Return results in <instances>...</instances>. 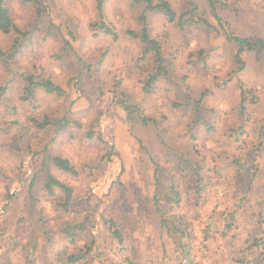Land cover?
Segmentation results:
<instances>
[{"label": "rangeland", "instance_id": "obj_1", "mask_svg": "<svg viewBox=\"0 0 264 264\" xmlns=\"http://www.w3.org/2000/svg\"><path fill=\"white\" fill-rule=\"evenodd\" d=\"M40 1L38 16L31 1L7 0L30 41L22 42L13 70L0 59V86L9 87L0 100L3 258L26 264L22 244L35 231V264H52L56 252L68 243L60 232L65 223L84 225L78 250L95 241L98 253L87 259L91 262L95 256L97 264H128L125 256L141 264H178V246L188 239L195 264H237L243 256L250 258L246 240L261 236L259 222L264 221V0H169L178 13L193 12L196 21L205 19L210 27L198 22L181 29L163 13L150 14L151 33L163 42L169 71L152 95L144 92L142 83L153 71V58L140 61L144 46L128 35L141 31L143 5L107 0L106 17L118 35L113 39L92 29L99 19L96 0ZM228 33L260 45L246 50L242 72L234 61L238 46L228 40ZM14 39V34L0 33L5 51L12 49ZM202 51L209 56L206 69L189 62L191 53ZM35 68L60 85L65 95L39 92L35 106L22 104L25 83L11 70ZM239 78L257 97L246 104L250 137L241 147L232 139L243 122ZM204 91L209 93L204 96ZM139 111L157 120L158 127L144 125ZM31 116L48 117L51 125L45 131L30 128ZM65 119L82 128L66 127ZM89 129L101 133L105 141L88 140L84 132ZM197 145L209 155L203 170L206 202L200 207L201 197L181 184L183 202L168 206L164 196L171 173L181 170L182 156L195 157ZM53 156L69 159L80 175L52 169ZM242 156L258 164L252 173L232 165ZM49 172L72 188L66 212L59 206L60 193L53 197L45 193ZM228 213L235 214L233 219ZM222 214L234 227L225 236L220 234ZM163 216L170 222L165 227ZM172 216L186 220L189 236L175 231L168 219ZM104 218L116 221L133 251L119 253L103 227ZM208 224L212 231L206 230ZM239 246L242 253L237 252Z\"/></svg>", "mask_w": 264, "mask_h": 264}, {"label": "trees", "instance_id": "obj_2", "mask_svg": "<svg viewBox=\"0 0 264 264\" xmlns=\"http://www.w3.org/2000/svg\"><path fill=\"white\" fill-rule=\"evenodd\" d=\"M31 1L34 6L38 10V16L41 15L40 11V0H28ZM134 5H143L144 10L139 17V21L141 23V31H128V35L133 39H138L142 45L144 46L143 51L139 57L140 61L146 62L149 56L153 58L154 67L153 71L150 72L147 76L145 81L142 83L143 90L147 94H154L158 90V86L160 82H163L167 76H169V71L166 66V59L163 55V42L160 40L159 37H153L151 33V26L149 23V15L152 13H163L170 23L176 24L181 29L185 28L187 25H192L198 22L203 23L205 26L210 27V24L205 19H199L196 21L193 12L190 14L187 13H178L172 6L169 0H131ZM106 3L107 0H96V11L98 14V22L92 25V29L96 33L105 34L107 36H111L113 39H117L118 35L114 27L110 25L108 19L106 17ZM210 3H213V0H210ZM215 17L218 20L220 26L223 28L225 27L222 20L216 15ZM0 33L8 36L11 34L15 35V39L12 45V49L10 51H5L0 43V59L3 60L4 63L8 65L10 69H14L12 67V62L16 59V54L22 44V42L30 41V33L27 31H23L19 26L16 24L12 13L7 5V0H0ZM228 40L235 43L238 48L237 52L234 56V61L236 65H238V71L242 72L245 67L244 61V54L246 50H253L255 48L260 47V45L252 40L238 38L231 33L227 35ZM208 54L205 52H198V53H191L189 55V62L192 65H198L202 69H206L208 65ZM15 73L16 76H19L20 79L25 83L23 88L22 94L19 97V101L22 104H27L30 106H35L38 101L39 92H43L46 95H55L62 97L65 95V90L51 79L42 77L38 72H36V68L33 69V72H22V71H12ZM238 88L240 91L239 99H240V116L242 119V124L240 125L239 129L233 133L232 139L237 144L246 145L247 144V136L250 137V133L247 130V124L250 120L247 103H254L257 101L256 93L252 88H249L243 81L239 78L238 79ZM8 84L0 86V100L2 97L6 95L8 90ZM207 91H204L203 95H207ZM1 103V101H0ZM177 105L175 104L174 107ZM129 107V106H128ZM126 107V109H129ZM13 109L15 110L16 107L14 106ZM140 118L144 125L153 126V128L158 127V121L149 117L145 116L142 111L138 112ZM30 123V128H33L38 131H45L49 125H51V121L48 117H43L39 119L36 116H31L28 119ZM66 127H72L73 129L79 130L82 128L81 123L79 122H71L70 120L65 119L63 121ZM208 128V130L215 129L210 124H205L204 128ZM194 128V127H193ZM192 127H189L190 131L193 130ZM85 137L88 140H95L98 142H104V138L101 133L93 129H89L88 131L84 132ZM202 133L203 129H202ZM215 133V132H214ZM191 136L195 139L197 138L194 134L191 133ZM257 145H261L260 140H258ZM194 147L195 157L192 156H182V165L181 170L171 173L169 179V186L167 187V191L164 196V200L166 205L168 206H176L179 207L183 202L182 193L180 191L179 186L181 184H186L190 190L201 197L200 207L202 204L206 202V198L208 195L204 196L207 191V184L205 182V173L204 164L208 161L209 155L205 152V148L200 146ZM244 148H246L244 146ZM257 160V159H256ZM257 163V161H256ZM217 164V163H216ZM230 165V163L228 164ZM232 165L235 166V169L239 172L245 171L246 173H252L253 170L257 168L258 164H255V161H252L249 157H235L232 161ZM50 166L55 171L63 173L65 175H69L72 177H78L80 175V171L76 168V166L67 158L61 156H53L51 158ZM246 166L250 167L245 168ZM226 172V170H224ZM226 177V176H225ZM9 188L8 186H6ZM45 193L53 197L56 194H61L63 196V201L59 203V206L65 212L68 209L69 205V198L72 193V188L68 183L63 182L61 179L56 177L52 172L48 173L47 181L44 186ZM207 193V192H206ZM229 218L233 219L235 214L228 213ZM222 218L220 219L222 227V232H219L222 236L230 233L233 230V223L230 222L227 214H222ZM164 217V216H163ZM162 221L163 227L169 225L170 222L165 218ZM168 219H172L173 227L178 234H181L183 238L189 236L188 229L189 226L186 223L184 218H177L172 216ZM48 224V222H46ZM103 227L107 232L109 239L114 243L115 248L126 255L130 249L133 251L135 247H131L129 241L126 239L122 229L116 223L115 220L112 218H104L102 220ZM259 227L261 230V236L257 237L254 236L250 239L246 240L247 244L249 245V252L251 253L250 258L247 256H243L236 260L237 264H263L264 262V221L263 219L259 222ZM211 225H207L206 230L212 231ZM84 230L83 224L77 223H65L63 227L60 229L61 234L67 240V246L62 249L58 250L53 258L52 264H97L95 262V256H92L91 262L88 261V257L90 255H95L98 253L96 251L95 244L96 242L93 241L92 245H85V250L82 249L78 250V245L80 241V236L82 231ZM210 234V232H207ZM37 234L34 231L32 234L33 239L29 238L24 244H22V250L26 253V264H35L36 262V253L38 249L37 243ZM188 239L185 242H182L179 248L178 256L176 260L178 264H195L196 258L193 255V248L191 246V242ZM73 247L77 249L76 251L72 250ZM241 246H239V250L237 252H241ZM242 253V252H241ZM125 260L128 264H141L138 261H133V259L129 256H125ZM108 263V262H107ZM101 262V264H107ZM0 264H12L10 261L3 258V254H0Z\"/></svg>", "mask_w": 264, "mask_h": 264}]
</instances>
